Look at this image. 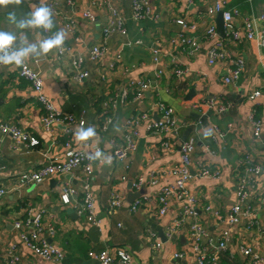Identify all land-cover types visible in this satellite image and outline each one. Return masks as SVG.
Wrapping results in <instances>:
<instances>
[{
    "label": "crops",
    "instance_id": "0c3cea01",
    "mask_svg": "<svg viewBox=\"0 0 264 264\" xmlns=\"http://www.w3.org/2000/svg\"><path fill=\"white\" fill-rule=\"evenodd\" d=\"M44 1L23 0L18 7L0 8V30L17 34L15 46L27 47L45 37L38 29L27 28L22 30L24 35H20V30L7 19L9 11L15 7L19 19L30 13L33 5ZM72 1L73 7L62 3L60 9L76 23V36L82 40L81 45H76V51L85 53L88 48L101 42V29L110 18L109 6L114 7L118 16L124 19L126 35L113 34L107 40L109 56L105 63L113 62V57H118L112 71L105 69L104 80L99 77L102 68L98 64L87 63L89 77L82 83H76L70 76L68 59L62 62L55 59L56 49L46 57L27 59L29 65L40 73L43 92L55 108L77 116L82 113L85 121L83 128H95L96 135L86 142H77L74 138L80 127L66 136L61 127L56 126L51 136L46 135L39 123L41 108L29 84L19 77L16 66H0V122L19 127L38 141L33 147L23 145L14 149L10 135L0 133V165L3 167L0 188L6 190V194L0 198V264H6L1 255L11 244L17 246L16 264H57L37 258L18 242L19 230L14 228V223L24 222L28 208L43 211L42 230L38 236L61 248L64 253L62 264H97L90 260L88 253L112 247L131 252L134 264H195L187 232L192 219H188L183 231L175 233L170 241L160 238L161 235L165 239L166 229L182 209V203H173L164 217L157 218L155 215V193L161 186L173 181L170 173L179 163V147L184 138H193L196 143L192 154L193 168L196 169L199 164L218 173L214 179L193 176L187 184L189 192L198 199L196 221L213 240L218 238L225 226L205 212L204 207L209 206L225 216L238 201V180L245 172V165L241 164L245 156L262 167L248 190L247 203L251 205L253 214L248 218L242 217L239 225L232 229L228 246L219 253L218 262L245 264L238 249L240 244H245L263 259L260 264H264V237L258 233V228H264V133L259 139L253 138L252 125L248 121L249 113L255 110L256 118L264 122V50L259 49L255 41L229 42L227 52L232 57L238 55L243 58L244 70L235 85H224L221 79L226 65H208L206 50L212 41L203 37L206 26L212 21L216 24L218 14L211 19L205 13L217 0H190L191 3L187 0H150L153 15L138 22L132 18L133 0ZM263 4L264 0H224L226 9L239 11V16L234 19L236 28L245 18L258 17ZM84 11H89L92 21L83 18ZM177 19H184L196 26L193 35L198 38L200 49L193 56L171 43L180 29L175 22ZM53 22L51 36L57 31H64L58 18H53ZM257 25L261 27L263 23L258 22ZM25 37L26 42L22 43ZM65 41L73 44V40L67 36ZM177 65L185 70V74L179 78L172 75L170 70ZM158 70L162 71L160 77L156 76ZM140 80L151 83L141 102L128 101L116 105L110 112L111 123L105 131L101 130L103 118L98 117L101 113L100 103L125 89L131 81ZM258 89L262 90V96L256 102H249L247 95ZM191 90L194 95L186 100ZM156 102H163L174 110L177 127L163 135H154L147 133V121H144L139 126L141 138L133 154L112 166L104 163L93 165L92 191L96 198L99 228L86 221L85 215L79 212V193L74 199L76 202L73 200L68 205L62 204L59 198L67 184L81 190L80 169L70 174L52 176L36 186L14 189L19 173L38 169L50 158L62 156L63 143L68 138L76 149L90 151L93 145H97L110 152L112 142L120 143L122 139L126 118L147 113L150 119H156ZM222 105H229L223 113L219 111ZM189 111L204 119L198 121L188 115ZM163 141L172 144L164 149L161 145ZM150 174L157 180L153 187H141L139 190L130 187L139 176L146 179ZM113 193H119L123 202L111 212L108 201ZM136 193L150 197L132 213L127 200ZM248 225L252 226L247 229ZM146 228L155 230L158 239L164 243L161 253L154 254L151 250L144 234ZM23 231L30 232L31 226L24 227ZM203 244L206 246L207 240H203ZM178 252L183 253V258L175 260L172 255Z\"/></svg>",
    "mask_w": 264,
    "mask_h": 264
},
{
    "label": "built area",
    "instance_id": "2783aa9c",
    "mask_svg": "<svg viewBox=\"0 0 264 264\" xmlns=\"http://www.w3.org/2000/svg\"><path fill=\"white\" fill-rule=\"evenodd\" d=\"M187 1L191 3L190 0ZM62 3H65V5L69 7H73L74 4L72 0H45L44 3L37 5L50 7L53 11V18H58L62 22L66 36L73 40V44L64 41L63 51L56 50L55 59L59 62H62L66 58L68 59L69 73L72 80L76 83H82L89 77V71L86 67L87 63L98 64L103 71H99V77L101 80H104L105 69L112 71L118 57H113V62L108 61L105 63L109 56L107 40L113 34L126 35L124 19L118 16L114 7L109 6L110 18L107 24L101 29V42L88 48L85 53L78 52L75 47L76 45H81L82 40L80 37L76 36V23L61 11L60 5H62ZM131 9L132 18L137 22L153 15L150 0H133ZM219 13L222 15L224 37L218 35L216 24L213 21L206 26L203 37L210 42L212 41V44L206 50V61L208 65L225 64L226 72L221 82L224 85H235L243 73L244 60L238 55L232 57L227 52L226 46L229 42L241 43L242 40L255 41L258 48L264 50V4L258 17L245 18L239 28L234 26V19L239 16V11L237 9H226L224 0H217L206 10L205 14L208 18L213 19L214 16ZM82 16L84 19L92 21V16L89 11H84ZM175 22L180 29L176 37L171 40L172 45L179 47L187 55L193 56L200 49L198 38L193 35L196 26L184 19H177ZM258 22L263 23V26H258ZM38 30L45 38L51 36L50 31L45 32L43 29ZM15 47L19 48L17 46ZM154 60L157 61V58L155 57ZM16 67L18 68L19 77L29 84L37 103L40 105L41 114L39 123L42 131L46 135L51 136L56 126L61 127L62 132L66 136L71 135L76 127L85 126L82 113L77 116L73 113H62L55 108L53 103L43 92L44 84L40 73L29 65L27 59L23 66ZM170 70L171 74L178 78L185 74V70L178 65L172 67ZM161 74V70L156 71L157 77H160ZM150 88L151 83L149 81H131L125 89H122L112 97L104 99L100 103L101 113L98 115L99 118H103L101 130L103 129V131H105L107 126L111 123L112 116L110 112L116 105L125 104L128 101L134 103L141 102L144 93ZM261 96L262 90H254L247 95V100L251 103L256 102ZM154 106L157 111L156 119H150L147 113L134 114L125 119L123 123L122 139L120 143L112 142L113 145L110 152H105L97 145H93L90 151L79 150L73 147L71 139L68 138L63 143L62 156L50 158L45 165L38 169L19 173L14 182V189L19 190L36 186L52 176L66 175L72 173L76 169H80L81 176L79 179L81 190L78 191L67 184L66 187L62 189L59 198L62 204L68 205L79 193L81 197L77 204L79 212L85 215L86 221L94 227L99 228L100 222L96 213V198L92 191V184L94 181L93 165L96 163H104L112 166L113 163L122 162L133 154L137 149L138 140L141 138L139 126L144 121H147V133L163 135L174 130L178 125V119L174 110L163 102H156ZM228 106L229 105L220 106L219 111L221 113L227 111ZM248 121L252 125L253 138H261L264 133V122L256 118L255 110H251L249 113ZM0 133L3 135H10L13 140L12 148L14 149L23 145L33 147L38 144V141L30 135V133L12 124L0 122ZM171 144L172 143L168 141H163L161 143L164 149H168ZM195 145L196 143L193 138L186 139L180 144L179 163L170 173L173 177V181L164 184L155 193V215L157 218L164 217L173 203H182V209L173 217L166 229L165 241H170L175 233L182 232L183 227L188 222L187 220L192 219L188 225L187 232L189 235V249L195 264H219L218 255L220 252L226 250L232 235V229L239 225L242 217L248 218L253 214L251 205L247 203L248 190L253 184L254 178L261 173L262 167L258 164H253L250 161V157L245 156V159L241 163L245 165V172L238 180V201L230 207L225 216H222L219 211L213 210L209 206L204 207L205 212L215 218L219 224L225 226L224 229L220 230L218 238L213 240L196 221L198 199L189 192L187 184L193 176L214 179L218 177V173L215 170L200 167L199 164L196 165V169L193 168L192 154L195 150ZM96 151L101 153V158L90 159V157L95 155ZM2 170L3 167L0 165V173ZM156 184V178L153 174H150L146 179L139 176L131 183L130 187L139 190L141 187H153ZM5 194L6 190L0 188V198ZM149 197L150 196L144 194L135 199L130 204V211L135 213L149 200ZM122 202L123 198L121 195L119 193H113L108 201V210L111 212L117 210L122 205ZM42 212V210L33 211V208H28L27 218L24 222L18 221L14 223V228L19 230L18 242L37 258L62 264L64 253L61 248L47 243L38 236L42 230ZM252 225L246 226L247 229ZM26 226H31L30 232L23 231ZM50 231L52 232V229H50ZM258 233L264 237V228H258ZM144 234L154 254L161 253L164 243L158 239L156 231L146 228ZM203 240H207L206 246L203 244ZM16 247V244L7 246L3 255H1L2 260L6 264H16ZM238 249L245 264H260L263 262V259L254 252L251 247L240 244ZM88 257L97 264H134L132 253L122 248H104L98 252H89ZM173 258L175 260H180L183 258V253H175Z\"/></svg>",
    "mask_w": 264,
    "mask_h": 264
},
{
    "label": "clouds",
    "instance_id": "9594fccd",
    "mask_svg": "<svg viewBox=\"0 0 264 264\" xmlns=\"http://www.w3.org/2000/svg\"><path fill=\"white\" fill-rule=\"evenodd\" d=\"M23 3V0H0V8H8V6L18 7ZM7 19L13 24L16 29L20 30V35L23 34V29H43L45 32L51 31L54 27L53 11L45 5H33V10L22 18H17L15 7L9 11ZM66 39V33L61 30L54 35L42 39L38 43L29 44L27 47L16 48L17 34L11 31L0 30V66H23L26 59L30 57L40 58L46 57L49 52L56 49L63 51V44ZM26 42L25 40L22 41ZM96 135L93 126L87 129L82 126L75 133L77 142H86ZM101 153L96 151L95 155L90 159H100Z\"/></svg>",
    "mask_w": 264,
    "mask_h": 264
},
{
    "label": "water",
    "instance_id": "95a60500",
    "mask_svg": "<svg viewBox=\"0 0 264 264\" xmlns=\"http://www.w3.org/2000/svg\"><path fill=\"white\" fill-rule=\"evenodd\" d=\"M216 28H217L218 35L220 37H224L223 22H222V15H221V13H219L217 15V18H216ZM192 95H194V91L193 90H191V92L187 95V97H186L187 99L186 100H190ZM188 115L191 116V117H193V118H195V119H197L198 121H202L204 119V117H202V116H200V115H198L196 113H192L190 111H189ZM188 132H190V129L188 130ZM184 140H185V138L183 139V141ZM139 196H140V193H136L135 195H132L131 198H129L127 200V202L129 204H131L133 202V199L134 198H137ZM160 238L162 239V241H165V239L161 235H160Z\"/></svg>",
    "mask_w": 264,
    "mask_h": 264
},
{
    "label": "rangeland",
    "instance_id": "374dc122",
    "mask_svg": "<svg viewBox=\"0 0 264 264\" xmlns=\"http://www.w3.org/2000/svg\"><path fill=\"white\" fill-rule=\"evenodd\" d=\"M173 256V255H172Z\"/></svg>",
    "mask_w": 264,
    "mask_h": 264
}]
</instances>
